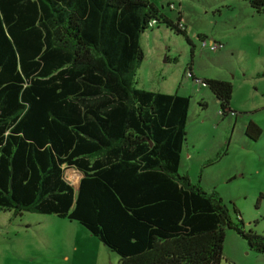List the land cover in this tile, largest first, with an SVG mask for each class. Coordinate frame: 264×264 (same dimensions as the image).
Masks as SVG:
<instances>
[{
	"label": "trees",
	"instance_id": "trees-1",
	"mask_svg": "<svg viewBox=\"0 0 264 264\" xmlns=\"http://www.w3.org/2000/svg\"><path fill=\"white\" fill-rule=\"evenodd\" d=\"M151 20L188 39L150 0H0V207L74 220L117 264H220L226 228L264 253L237 209L177 171L189 97L135 81ZM200 81L234 112L229 81Z\"/></svg>",
	"mask_w": 264,
	"mask_h": 264
},
{
	"label": "rangeland",
	"instance_id": "rangeland-1",
	"mask_svg": "<svg viewBox=\"0 0 264 264\" xmlns=\"http://www.w3.org/2000/svg\"><path fill=\"white\" fill-rule=\"evenodd\" d=\"M166 17L180 15L187 38L163 23L140 35L143 59L136 86L189 97L179 174L204 191L214 190L239 212L243 228L264 235V8L246 0H150ZM207 45L202 46L201 40ZM220 42L211 49L209 42ZM259 67V68H258ZM197 79L227 80L234 111L222 116L212 92ZM260 129L250 140L247 122ZM75 185L77 170L66 168ZM66 255L67 260L64 258ZM118 255L74 220L53 214L0 207V264H117ZM220 264H264V253L251 250L226 228Z\"/></svg>",
	"mask_w": 264,
	"mask_h": 264
},
{
	"label": "built area",
	"instance_id": "built-area-1",
	"mask_svg": "<svg viewBox=\"0 0 264 264\" xmlns=\"http://www.w3.org/2000/svg\"><path fill=\"white\" fill-rule=\"evenodd\" d=\"M153 24H154V20H151V21L149 22V27H152ZM209 44H210L209 47H210L211 49H214V48H216L217 46H218V47L221 46V43H219V42L216 43L215 41H212V40L209 42ZM201 45H202V46H206V45H207L206 41L202 39V40H201ZM196 80H197V79H196ZM197 81L201 83L200 79L197 80ZM202 84H203V83H202ZM203 85H204V84H203Z\"/></svg>",
	"mask_w": 264,
	"mask_h": 264
},
{
	"label": "crops",
	"instance_id": "crops-1",
	"mask_svg": "<svg viewBox=\"0 0 264 264\" xmlns=\"http://www.w3.org/2000/svg\"><path fill=\"white\" fill-rule=\"evenodd\" d=\"M169 19H170V18H169ZM180 22H181V20H180ZM182 24L184 25V23H182ZM184 26H185V25H184ZM258 66H259V67H262V66L264 67V62L259 63ZM259 67H258V68H259ZM64 258L67 260L68 257H67L66 255H64Z\"/></svg>",
	"mask_w": 264,
	"mask_h": 264
},
{
	"label": "water",
	"instance_id": "water-1",
	"mask_svg": "<svg viewBox=\"0 0 264 264\" xmlns=\"http://www.w3.org/2000/svg\"><path fill=\"white\" fill-rule=\"evenodd\" d=\"M80 176H81V173L79 172Z\"/></svg>",
	"mask_w": 264,
	"mask_h": 264
}]
</instances>
